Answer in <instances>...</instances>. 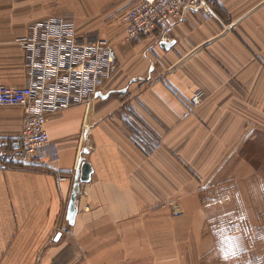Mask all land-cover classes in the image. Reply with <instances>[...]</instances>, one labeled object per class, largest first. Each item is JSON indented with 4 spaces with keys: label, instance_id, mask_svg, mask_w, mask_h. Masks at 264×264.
<instances>
[{
    "label": "crops",
    "instance_id": "0c3cea01",
    "mask_svg": "<svg viewBox=\"0 0 264 264\" xmlns=\"http://www.w3.org/2000/svg\"><path fill=\"white\" fill-rule=\"evenodd\" d=\"M213 1L209 10H187L163 38L128 41L121 19L141 0H0V84L27 83L17 39L30 24L53 15L74 21L82 40H109L122 71L93 107L79 105L48 118L55 159L0 168V264H46L50 250L79 255L82 246H91L101 263L117 252L124 262L164 257L167 264L187 263L180 235L201 216L196 181H184L189 190L177 196L180 214L159 210L145 218L148 185L166 182L165 163L151 157L164 146L184 157L193 136H208V152H224L222 137L244 133L246 120L264 118V0ZM163 42L173 44L165 48ZM198 91L202 102L194 106ZM23 118V107L0 106V138L18 136ZM137 135L155 137L158 147L148 151ZM84 161L94 173L81 186L70 225L68 205ZM209 166L218 167L212 160ZM70 228L83 244H71ZM165 234L170 240L158 246Z\"/></svg>",
    "mask_w": 264,
    "mask_h": 264
},
{
    "label": "rangeland",
    "instance_id": "374dc122",
    "mask_svg": "<svg viewBox=\"0 0 264 264\" xmlns=\"http://www.w3.org/2000/svg\"><path fill=\"white\" fill-rule=\"evenodd\" d=\"M116 72L117 77L122 72L118 62ZM94 105L95 102L89 107ZM261 114L263 117L264 113ZM243 132L234 137H222L225 142L227 139L224 152H208V136H193L190 137L192 151L186 156H178L164 146L151 157L165 163L166 182L164 186L148 185L150 193L143 210L145 218L157 217L159 210L168 217L180 214L177 196L189 190L184 181H196V197L202 212L197 223L190 220V228L186 231L181 228L180 243L188 246L186 264H264V118L246 120ZM144 133L149 134L146 130ZM136 138L148 151L159 145L153 136L137 135ZM211 160L218 165L212 170L209 166ZM172 161L175 164L172 165ZM88 209L89 206L84 208ZM194 228L198 230L192 231ZM88 234V238L92 236L91 232ZM77 236L78 232L70 228L71 244L80 240ZM168 240L170 238L165 234V239L157 240L158 246H164ZM80 241L83 244L82 235ZM81 248L79 255L67 251L68 248L50 250L46 264H167L164 257L163 260L141 262L133 258L124 262L125 258L119 252L118 257L107 255L105 262L101 263L91 246ZM103 250L109 253L110 248ZM110 259L117 262L110 263Z\"/></svg>",
    "mask_w": 264,
    "mask_h": 264
},
{
    "label": "built area",
    "instance_id": "2783aa9c",
    "mask_svg": "<svg viewBox=\"0 0 264 264\" xmlns=\"http://www.w3.org/2000/svg\"><path fill=\"white\" fill-rule=\"evenodd\" d=\"M213 0H141L121 21L126 39L139 36L160 39L169 34L173 21L189 10H209ZM24 50L27 83L0 84V106L24 108L20 134L0 138V168L41 166L55 159L57 151L47 129L51 115L75 106L89 107L105 91L117 70V53L109 40H82L71 19L53 15L33 22L17 39ZM202 93L191 97L194 106ZM62 180L67 179L62 177Z\"/></svg>",
    "mask_w": 264,
    "mask_h": 264
},
{
    "label": "water",
    "instance_id": "95a60500",
    "mask_svg": "<svg viewBox=\"0 0 264 264\" xmlns=\"http://www.w3.org/2000/svg\"><path fill=\"white\" fill-rule=\"evenodd\" d=\"M173 43L163 42L162 45L165 48H169ZM94 173V169L92 164L89 161H84L81 166L80 174L77 175L74 183V190L71 194V198L68 205L66 219L70 225H74L76 222V217L78 214L77 207V197L81 191V186L83 183H88L92 179V174ZM60 237V233L57 235V239Z\"/></svg>",
    "mask_w": 264,
    "mask_h": 264
},
{
    "label": "snow or ice",
    "instance_id": "6c2138e0",
    "mask_svg": "<svg viewBox=\"0 0 264 264\" xmlns=\"http://www.w3.org/2000/svg\"><path fill=\"white\" fill-rule=\"evenodd\" d=\"M222 254V253H221Z\"/></svg>",
    "mask_w": 264,
    "mask_h": 264
}]
</instances>
